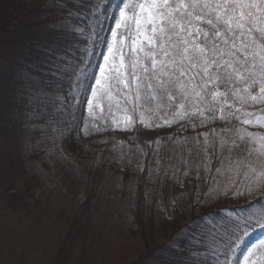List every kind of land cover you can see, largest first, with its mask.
I'll list each match as a JSON object with an SVG mask.
<instances>
[{
	"label": "trees",
	"instance_id": "trees-1",
	"mask_svg": "<svg viewBox=\"0 0 264 264\" xmlns=\"http://www.w3.org/2000/svg\"><path fill=\"white\" fill-rule=\"evenodd\" d=\"M95 2L0 0V138L5 162L10 161L0 170V202L5 201L0 213L9 211L25 222L35 244L37 229L41 232V253L52 256L42 264H64L69 256L79 264H159L164 258L160 250L176 264H189L194 253H199L194 264H217L213 249L219 254L228 246L230 256L246 232L264 225V218L252 215L264 208V191L253 194L246 186L243 192L224 195L212 190L216 169L239 162L240 149L233 147L229 154L218 148L224 162L201 166L205 157L194 138L209 128L243 127L239 121L217 120L194 130L186 125L144 147L132 139L122 143L107 138L90 151L78 141L76 125L36 127L25 117L27 103L52 119L71 111L73 101L61 113L50 99L66 96L68 88V75L53 73L60 65L58 56L70 53L71 64L60 65L61 71L78 63L79 41H72L70 30L86 26L88 8ZM227 103L233 111L264 113H257L264 106L242 107L232 99ZM104 108L110 112L107 103ZM21 132L24 141L17 142ZM223 135L237 139L232 133ZM25 146L32 149L27 156L21 152ZM75 185L84 186L83 197L71 200L78 194Z\"/></svg>",
	"mask_w": 264,
	"mask_h": 264
},
{
	"label": "snow or ice",
	"instance_id": "snow-or-ice-1",
	"mask_svg": "<svg viewBox=\"0 0 264 264\" xmlns=\"http://www.w3.org/2000/svg\"><path fill=\"white\" fill-rule=\"evenodd\" d=\"M72 2L76 4V0ZM109 18L115 23L105 33L103 24ZM70 35L72 41H79L78 63L71 71L67 67L61 71L60 65L71 64L70 53L57 57L60 65L53 75H68L67 95L50 98L61 113L73 101L74 111L83 108L95 119L96 109L103 111V101L110 112L115 107L124 114L122 130L140 124L137 130L143 134L144 129L184 124L194 130L217 120L250 125L254 113L233 111L227 101L232 99L242 107L264 106V0H140L131 4L119 0L114 5L106 0L103 8L96 0L88 8L86 26L72 28ZM98 48L99 59L93 64ZM220 101L224 105L217 116ZM258 111L264 112V107ZM256 119L264 121L261 116ZM227 133L237 139L225 140L223 134ZM199 137L204 138L203 143ZM194 139L204 153L201 166H211L213 160L223 163L226 157L217 149L231 154L236 147L240 149L239 165L248 168L244 175L251 173L257 181H264V137L245 127H233L211 129ZM250 142L260 147L248 148ZM253 152L261 162L259 172L246 163ZM252 215L264 218V208ZM229 251L228 246L219 254L213 249L212 256L217 264H229ZM164 253H158L164 257L159 264H176ZM197 255L192 254L189 264H194ZM219 255L224 260H219Z\"/></svg>",
	"mask_w": 264,
	"mask_h": 264
},
{
	"label": "rangeland",
	"instance_id": "rangeland-1",
	"mask_svg": "<svg viewBox=\"0 0 264 264\" xmlns=\"http://www.w3.org/2000/svg\"><path fill=\"white\" fill-rule=\"evenodd\" d=\"M129 1L130 0H126L128 3ZM105 2L106 0H104L103 4ZM118 2L119 0H112L113 5ZM103 4H101V8H103ZM108 11L111 13L112 9L109 8ZM110 22H113L114 26L115 21L110 18L103 24L105 33H107V29L110 27ZM99 50L100 49L98 48L93 64H95L99 59ZM91 71L92 69L90 68L89 72ZM104 104L105 102L102 101L101 105L103 107V111H101L100 107L96 109L97 115L95 119H92V117L85 113L83 108L74 111L72 107L71 111L66 116H57L55 119H52L47 115H43L42 111L39 110L34 104L27 103L24 105L25 117L26 119L28 118L29 120L33 121V124L36 127H53L56 123L61 124L62 122H69L70 125H76V135L78 141L82 146L90 151H94L95 148H97V146L107 138H115V140H118L122 143L132 139L140 146L144 147L149 143V141H155L162 136L172 135L176 131L186 126V124H184L183 126L179 127L174 125L172 128H157L154 130L144 129L143 134H141V132L137 129H140L142 126L137 124L136 129L124 131L122 130L124 127V114L117 110L105 112ZM223 105V103H219L217 106L218 111L216 115L219 114V108ZM258 112L259 111L257 110V113ZM256 116L261 115L258 113V115L249 117L252 123L250 125H244L243 127H245L249 132L258 134L259 137H264V126H262L264 121H257ZM117 124H119L120 127H117ZM209 131L210 128L208 129V132ZM12 134L15 135V132ZM17 139V142L24 141L22 132L18 134ZM22 145L23 144L20 146ZM248 147L259 148L260 144H253L250 142ZM21 150V152L27 156V154L30 153L32 149H29L27 146H25L24 149L22 148ZM262 151H264V149H262ZM15 154L17 155V153ZM252 155L253 160H249L246 163L251 164L259 172L261 168V162L257 158L258 154L253 152ZM5 158L6 157H4L3 153L2 139L0 138V170L10 163V161L5 162ZM18 158H20L19 154ZM25 163L26 165L28 164L27 161ZM247 171L248 168L244 165H239V162L225 163L221 168H219V171L216 172L215 188H212V190H216L222 194L229 191L239 193L243 192L247 186L248 191L254 190L253 194H260L264 191V181H257L254 178V174L251 173L245 176L244 173ZM73 189L78 190V194L77 196L71 195V200L73 198L81 199L83 197L82 193L84 192V186L75 185L73 186ZM84 198L82 200H84ZM95 200L96 199L93 198V204L98 203L95 202ZM4 203V200L0 202L1 209H3ZM41 206H44V204ZM3 212L5 213V217H3L4 213H0V264H42L44 259H52V256L49 257L47 255H42L41 253V249H43V246H45V239L38 229L36 233L38 238L36 239L35 244L31 240L28 231L24 230L25 222L21 220L18 222L19 217H17L15 220L14 214L9 211L7 212L3 210ZM24 221L28 220L26 219ZM22 222L23 225H20ZM46 229L49 228L46 227ZM89 251L90 249L87 248L86 258L90 256ZM100 255L102 256L101 261H103L106 257H104L102 254ZM95 259L99 258L96 257ZM79 263L80 261H77V259L73 256L67 257L64 262V264ZM229 264H264V226L256 227L252 231L247 232L242 236V238L230 252Z\"/></svg>",
	"mask_w": 264,
	"mask_h": 264
}]
</instances>
